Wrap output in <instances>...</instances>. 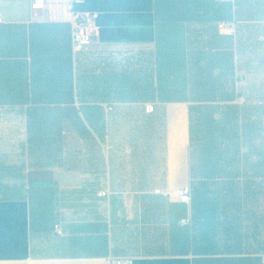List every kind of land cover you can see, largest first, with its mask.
Listing matches in <instances>:
<instances>
[{"label": "crops", "instance_id": "obj_1", "mask_svg": "<svg viewBox=\"0 0 264 264\" xmlns=\"http://www.w3.org/2000/svg\"><path fill=\"white\" fill-rule=\"evenodd\" d=\"M32 2L0 0V264H264V0Z\"/></svg>", "mask_w": 264, "mask_h": 264}, {"label": "built area", "instance_id": "obj_2", "mask_svg": "<svg viewBox=\"0 0 264 264\" xmlns=\"http://www.w3.org/2000/svg\"><path fill=\"white\" fill-rule=\"evenodd\" d=\"M70 11H73V5L70 4L68 6ZM32 10L33 12L43 13L46 10V0H33L32 2ZM231 24H222L220 26L221 29L226 26H230ZM73 41L74 47L76 50H88L93 41V33L92 30L88 26H82L74 29L73 33ZM155 107L153 105H149L146 108L148 113L154 112ZM157 193L161 194L162 191L158 190ZM102 196H106L107 193L103 192ZM179 202L182 204L190 205L192 201V189L190 186H186L181 189L178 194ZM59 226L56 229L59 231ZM112 264H134V260L132 259H112Z\"/></svg>", "mask_w": 264, "mask_h": 264}]
</instances>
